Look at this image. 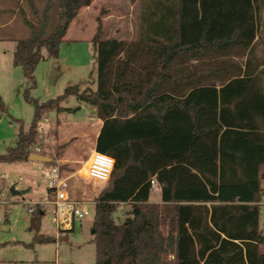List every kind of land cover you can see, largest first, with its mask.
Instances as JSON below:
<instances>
[{"label":"trees","instance_id":"1","mask_svg":"<svg viewBox=\"0 0 264 264\" xmlns=\"http://www.w3.org/2000/svg\"><path fill=\"white\" fill-rule=\"evenodd\" d=\"M93 1L58 0L51 31L50 3L35 7L38 27L13 54L29 83L42 48L58 57L72 21ZM132 1H140L135 39L105 38L98 18L96 88L75 84L36 101L31 125L21 124L0 162L28 160L43 115H59L74 95L96 108L104 122L96 150L115 159L94 204L96 264H264L255 203L264 194V0ZM154 177L160 201L151 200ZM121 203L131 207L123 221Z\"/></svg>","mask_w":264,"mask_h":264},{"label":"rangeland","instance_id":"2","mask_svg":"<svg viewBox=\"0 0 264 264\" xmlns=\"http://www.w3.org/2000/svg\"><path fill=\"white\" fill-rule=\"evenodd\" d=\"M48 2L51 6L48 31H51L59 23L58 0H0V53L9 46H16L18 39L31 36L38 27L35 7L41 12ZM91 9L94 10L93 17L102 21L105 38L131 41L137 37L140 1L95 0ZM97 24L93 18L82 29L76 28L74 22L68 40L60 45L58 57L49 56L47 49L42 48L43 57L36 66L34 84L27 81L21 66H15L10 76L12 79H8L0 65V95L5 104V110L0 111V154L16 144L21 124L25 130L29 128L36 101L42 103L55 98L75 84H79L82 90L96 88L97 71L90 39L96 33ZM261 35L257 46L259 56L264 32ZM62 105L66 110L57 117L51 118L49 113L43 115L49 118L51 127L47 134L49 140L44 144V155L50 156L51 162L30 159L0 162V264H96L95 244L92 242L94 204L89 205L90 215L76 219L73 229L59 237L53 216L54 206L38 204L50 195L42 173L46 164L59 167L73 198L96 203L97 196L107 186V183L87 178L85 173L89 157L96 150L99 123L96 108L74 95L65 98ZM12 187L20 194L14 195ZM151 200L160 201L161 196L153 194ZM30 206L36 209L33 214L29 212ZM130 209L129 204L119 208L118 219L123 221ZM261 218L263 222L264 216ZM38 234L54 240L40 242Z\"/></svg>","mask_w":264,"mask_h":264},{"label":"built area","instance_id":"3","mask_svg":"<svg viewBox=\"0 0 264 264\" xmlns=\"http://www.w3.org/2000/svg\"><path fill=\"white\" fill-rule=\"evenodd\" d=\"M51 131L49 118L43 117L38 126V134L36 140L28 146L29 153H38L44 155V144L49 140L47 134ZM115 159L109 154L94 150L89 157L86 167V177L98 182L107 183L114 169ZM42 173L49 190V198L38 204L54 206V221L59 230L57 235L70 231L74 227L76 219L83 218L91 214L90 204L95 202L86 201L80 198H73L68 192L65 180L62 178L60 169L53 164H46L42 167ZM152 192L159 194L160 185L154 177L151 180ZM260 206L261 213L264 216V194L261 200L255 202ZM129 203H121L119 208ZM35 207L30 206L29 212L33 214ZM264 224V221H263Z\"/></svg>","mask_w":264,"mask_h":264},{"label":"crops","instance_id":"4","mask_svg":"<svg viewBox=\"0 0 264 264\" xmlns=\"http://www.w3.org/2000/svg\"><path fill=\"white\" fill-rule=\"evenodd\" d=\"M94 4H95V0L92 2L91 5L86 6V7H83L80 10L78 16L76 18H74V20L72 21V23H71V25H70V27L68 29V32H67V34H66V36H65V38H64L63 41L68 40L67 39V35L69 34V32L71 30V26L73 25L74 22H76V24H77L76 25V28L80 27L82 29L84 27H87L88 26V21L89 20H92L93 18H95L96 21H97V23H98V20H97L98 17L97 16L93 17V15H92V12L94 10L91 11L92 10L91 8H93ZM97 26H98V24H97ZM92 38H93V36H92ZM92 38L90 40H92ZM14 51H15V44H14V46H9L8 50H4L3 52L1 51V53H0V65L3 68L2 70H4L3 71L4 72V75L8 79H12V77H10V76L13 74V70H14L13 68H15V65L13 64V54H14ZM57 116L58 115L56 114L55 117H57ZM103 123H104L103 120H101L99 118V123H98L97 131H96V136H95L96 143H97V138H98V136L100 134L101 128L103 126ZM60 142H63V141H60ZM96 143H95V145H96ZM28 160H29V158H28ZM28 160H26V161H28ZM84 170H85V168L83 169V171Z\"/></svg>","mask_w":264,"mask_h":264},{"label":"water","instance_id":"5","mask_svg":"<svg viewBox=\"0 0 264 264\" xmlns=\"http://www.w3.org/2000/svg\"><path fill=\"white\" fill-rule=\"evenodd\" d=\"M51 118H54L56 116V113L54 111L50 112ZM29 159L33 161H39V162H51L53 159L48 155L38 154V153H30ZM11 191L14 195L20 194L19 191L15 190L14 187L11 188ZM26 192V191H24Z\"/></svg>","mask_w":264,"mask_h":264}]
</instances>
